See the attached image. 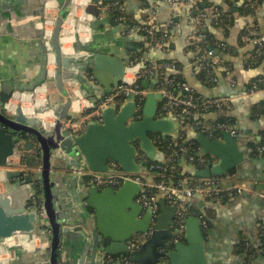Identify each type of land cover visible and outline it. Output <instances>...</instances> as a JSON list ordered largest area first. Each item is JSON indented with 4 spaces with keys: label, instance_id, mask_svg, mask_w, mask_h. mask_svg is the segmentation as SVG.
<instances>
[{
    "label": "water",
    "instance_id": "water-1",
    "mask_svg": "<svg viewBox=\"0 0 264 264\" xmlns=\"http://www.w3.org/2000/svg\"><path fill=\"white\" fill-rule=\"evenodd\" d=\"M47 1L39 0L41 12ZM55 1L60 6L57 15L35 21L36 39L6 38L13 45L30 44L37 50L34 61L18 69L0 52V264H120L122 258L136 264H209L198 215L189 214L179 231L176 206L160 197L153 220L150 209L136 203L141 187L133 182L123 181L118 188L86 185L91 175L80 170L105 175L109 162L153 183L138 155L164 164L166 155L153 135L172 138L179 123L173 116H156V102L162 97L147 89L140 119H135L137 102L130 96L120 105L104 107L100 122L88 121L80 133L68 137L63 125L79 119L80 102L94 107L100 96L123 81L128 66L126 58L100 51L92 39L88 18L99 16L109 0ZM6 5L0 0V26L14 28L19 21L13 15L3 16L10 11ZM78 7L81 16L75 19ZM116 26L123 31L121 24ZM52 63L61 103L38 110L21 106V99L14 104L15 93L33 94L51 79ZM94 90L98 93L88 95ZM46 115L53 119L50 124ZM220 136L194 135L199 156L209 157V162L202 169L188 164L187 174L197 179L219 177L241 164L240 141L229 132ZM53 160L65 162L67 175L51 173ZM37 198L42 217L34 202ZM134 238L142 240L137 248L128 245ZM107 257L113 261L108 263Z\"/></svg>",
    "mask_w": 264,
    "mask_h": 264
},
{
    "label": "crops",
    "instance_id": "crops-1",
    "mask_svg": "<svg viewBox=\"0 0 264 264\" xmlns=\"http://www.w3.org/2000/svg\"><path fill=\"white\" fill-rule=\"evenodd\" d=\"M9 6V10L3 16L13 15L19 21L14 28L0 26V39L3 47L0 52L9 57L18 69L24 68L28 62L36 58L37 50L30 44L13 45L6 38H15L19 41H31L37 38L38 27L35 21L41 16L53 17L59 12V2L55 0L47 1L45 9L41 12L39 0H3ZM124 2L127 13L136 19L138 24H142L147 18H151L162 32L166 31L167 38L159 46L149 48L145 46L143 33L135 30L125 33L119 32L116 23L108 13L102 12L97 17L88 18L92 24L93 40L98 42L100 51L109 55H120L126 58L125 62L128 70L123 76V80H130L135 69L129 65L132 52L138 45L143 50L141 57L152 62H163L172 64L174 69L168 70L167 74H180L186 84L191 86L194 92H198L202 99H228V105L222 110H213L200 119L203 122L215 121L220 116L230 118L234 126V137L239 143V149L243 152V161L231 174H225L227 180H222L219 184L221 189H226L232 185H243L245 192L225 196L219 201L193 195L186 200L190 214L202 215L208 221L205 231V245L209 264H264V258L260 256L251 257L245 253H239L242 244L248 243L258 246V234L264 230V158L252 155V146L261 139L264 133V98L260 96L246 97L245 91L257 77L264 78V52L262 56L256 57L258 65L248 64L246 60L251 59V47L242 38L244 32L250 26H256L264 34V0L255 9L247 8L246 16L240 11L244 0H121ZM80 3V1L78 0ZM90 3V0H82V3ZM89 2V3H88ZM104 2L103 4H105ZM85 5V4H83ZM213 6L224 13V18L232 20V26L228 33L217 25L212 24L210 19L202 22L201 32L212 35V42L215 46V55L221 59L233 73L235 80L231 84L225 77L222 69L216 68L213 73L215 81L208 82L209 87L202 84L196 77L198 71L195 56L189 51V46L195 32L194 18L197 13L205 10L208 6ZM77 8L75 19L81 16V10ZM42 14V15H41ZM93 25L94 28H93ZM49 28V27H48ZM134 46L127 48V43ZM27 48L28 53L23 49ZM221 50V51H220ZM27 55H24V54ZM51 79L36 89L33 94L15 93L13 103L26 105L27 109L32 106L34 110L56 107L61 103L62 96L55 85V65H49ZM147 89L156 88L154 79H146L144 83ZM98 91L88 94L94 96ZM148 91L145 93V95ZM142 107L144 104V98ZM21 96V97H20ZM103 96V95H102ZM100 96L99 98H101ZM98 98V99H99ZM30 102L28 105L26 102ZM86 102L82 100L79 108ZM162 105V99L156 102V116ZM164 117V116H162ZM47 123L53 119L45 117ZM193 130V129H190ZM188 130L185 134L188 138H194L193 131ZM177 135L172 138H177ZM259 158V159H257ZM259 160V161H258ZM52 174L67 175L66 164L63 160H53ZM188 164H183L184 170ZM34 168L29 169L32 171ZM152 178V177H151ZM152 180V179H150ZM147 183H150L147 181ZM62 186H66L63 184ZM22 254L20 258H22Z\"/></svg>",
    "mask_w": 264,
    "mask_h": 264
},
{
    "label": "built area",
    "instance_id": "built-area-1",
    "mask_svg": "<svg viewBox=\"0 0 264 264\" xmlns=\"http://www.w3.org/2000/svg\"><path fill=\"white\" fill-rule=\"evenodd\" d=\"M171 1V0H168ZM262 0H244V4L255 9ZM103 12L112 14L113 20L123 26V32L129 33L133 30L136 32L138 30L142 31L144 35L145 46L151 48L154 46H159L160 43L165 42L167 38L166 31H161L160 34L158 26L152 22L151 18H147L143 23L135 24L129 20V16L125 7L124 2L121 0H109L102 6ZM217 16V9L210 6L208 9L200 11L195 15L194 26L195 32L192 37V44L195 45L193 54L195 56V62L198 70H204L211 81H215L213 71L216 68L222 69L226 79L234 84L235 80L233 78V73L231 70L223 64L221 59L215 55V49L206 47L205 36L202 34V22L210 18L214 19ZM158 34V35H157ZM242 38L251 47L252 55L254 57L262 56L264 52V34L261 33L256 26H250L244 32ZM208 46V45H207ZM129 65L135 69V72L130 80H123L117 87L111 89V92L103 95L99 98L94 107L89 106L86 102L82 107L79 108V119L77 120H67L63 125L64 133L68 137H72L80 133L86 122L94 120L97 122L101 121V111L104 107L110 104L120 105L124 100L130 96H134L137 102L135 119H140L142 105L141 102L145 95L146 88H142L138 85V81L141 79H154L156 81L155 92L159 93L162 97V105L157 112V117L162 116H173L177 119L179 123V130L181 127L194 128L198 134H201L209 139H215L217 137V132H229L230 135L234 136L235 131L231 126L219 123L213 124L210 122H203L200 118L203 115H207L212 110H222L228 103V99H202L200 96H195L193 89L188 84H180V86L175 90L173 89V79L169 78L166 74L168 70H173L172 64L156 63L152 61H147L146 58L139 56V59H133L129 62ZM261 78L254 79L250 83L249 87L245 91L246 97L260 96L264 98V86L260 87ZM197 120L193 122L192 125L189 123L190 120ZM185 124V125H184ZM192 128V129H193ZM189 130V129H188ZM154 142L157 146L161 143L158 137L154 138ZM159 148V147H158ZM169 151L164 152L166 155V163L174 161L178 157H183L186 154V148L179 145L175 141L169 144ZM259 152L263 151L260 147ZM138 161H143L146 164L145 157L142 154L138 155ZM188 162H197L201 165H206L209 159L199 156L196 158L191 155L187 158ZM110 171L102 175L100 173H94L88 168L86 170H80L81 173L90 174L91 179L86 182V185H95L96 187H114L118 188L123 181L133 182L141 187V192L136 197V203L141 205L143 208H148L151 211L152 219L154 220L158 215V199L163 197L167 205H175V225L182 230L184 220L190 214L189 209L186 204V200L193 195H199L206 198H212L214 201H219L225 196H230L232 194L242 193L246 191L243 185H232L226 189H221L219 184L222 180H218L216 177H210L206 179H198L197 181L191 179H183L177 184H168L166 181L146 183L143 180V176L134 175L124 172L117 164L113 162L108 163ZM146 168L149 172L162 170L161 165L146 164ZM223 180H227V177ZM184 184H187L186 187ZM37 205V210L39 216L42 217V211L40 210V199L37 198L34 201ZM202 220L203 216H198ZM202 227L206 228L205 220H202ZM145 237V236H144ZM140 240V241H139ZM140 238H134L128 242L129 247H138L140 244ZM250 244L245 243L244 247H249ZM249 255L251 257H256L261 254L262 248L257 247ZM111 262V258H107ZM120 264H136L129 261L126 258L120 259Z\"/></svg>",
    "mask_w": 264,
    "mask_h": 264
},
{
    "label": "trees",
    "instance_id": "trees-1",
    "mask_svg": "<svg viewBox=\"0 0 264 264\" xmlns=\"http://www.w3.org/2000/svg\"><path fill=\"white\" fill-rule=\"evenodd\" d=\"M210 7V5L206 8L208 9ZM249 7H247L245 4L242 5V7L240 8L242 11V13L246 16V14L248 13V9ZM113 15H115V12H112V14H110V16L112 17V20H113ZM129 16V20L135 24H138L136 21V19L132 18V16ZM210 21L212 24H215L217 25V27L221 28L223 30L224 33H228L229 29L231 28L232 26V20L229 18V20H227L226 18H224V13L220 10V8L217 7V16L216 18L212 19L210 18ZM162 31V28L159 29V32L158 34H160V32ZM137 33H142V31L139 30V32ZM157 34V35H158ZM143 35H146V34H143ZM207 38H205V45L206 47H210L212 49H215V46L212 45L213 43L210 42L211 39H213V36L212 35H206ZM192 40H191V43H190V46L188 47L189 48V51L190 52H193L194 49H195V45L192 44ZM208 45V46H207ZM140 46L138 45L137 49L134 50L132 52V56H131V60L133 59H139V56H141L143 50H140ZM221 51V50H220ZM250 58H248L246 61L249 62L248 64H251V65H258L259 64V60L256 59V57H254L252 55V53L250 54ZM169 78L173 79V89H177L180 84H186L185 80L183 77H181L180 74H175V75H171V74H166ZM196 77L198 78V80L206 85V86H210L211 84H209L208 82V79L209 76L207 75V73L204 71V70H198L197 73H196ZM261 78V83H260V87H263L264 86V78L263 77H257V79ZM146 82V79H141L138 81V85L141 86L142 88H146L144 83ZM195 96H201L198 92H194ZM143 102V101H142ZM142 102H141V105H142ZM213 111V110H212ZM211 112V111H210ZM193 122H197V120H190L189 123L192 125ZM210 123H213V124H219V123H222V124H225V125H228V126H234V123L233 121L230 119V118H227L225 116H220L218 117L217 119H215V121H212ZM185 125V124H184ZM189 127H191L190 125H187ZM189 127H185L182 128L181 127V130L179 132V136L177 138H171V137H166V138H161L160 136H157V135H153V138L155 137H158V140L160 141V145L158 146L159 149L163 152H168L169 149H168V146L170 143H172L173 141H175L176 143H178L179 145L183 146L186 148V154L185 156L183 157H178L176 158L174 161L172 162H167L165 161L164 164H160L158 162H151L149 161L148 159H146V163L147 165L149 164H155V165H161L163 167L162 170H156V171H152V172H149L150 176H152V179L154 180V182H160V181H166L168 184H177L178 182H180L181 180L183 179H191V180H194V181H197L198 179L197 178H193L192 176H190L189 174H187L183 168V164L186 162L187 164H189L190 162H188L187 158L191 155H194L196 158L198 157V153H199V146L198 144L196 143L195 139L194 138H191L190 137L188 138V135L186 137V132L188 131V129H192V128H189ZM190 131H193L194 133L196 132L195 129L193 128V130H190ZM197 133V132H196ZM221 133L220 132H217V137H220ZM262 147L263 148V151L262 152H259V148ZM252 155H255L256 157H259L257 159L263 161V158H264V133L261 134V139H259L255 145L252 146ZM204 158L206 159H209V157L207 156H203ZM258 160V161H259ZM196 169H202L204 167V165H201L197 162H193L191 163ZM231 174V173H229ZM224 176H219V177H216L218 180H223ZM212 200V198H209ZM225 200V198L223 199ZM205 218V217H204ZM206 223H208V221L205 219ZM258 240H259V244L257 247H261L262 248V252L260 255V257L264 258V230L259 232L258 234ZM250 249L247 248V247H243L241 248V250H239L238 252L239 253H245L246 255H250L252 252L251 251H254L255 250V246H253L252 244L249 245Z\"/></svg>",
    "mask_w": 264,
    "mask_h": 264
},
{
    "label": "flooded vegetation",
    "instance_id": "flooded-vegetation-1",
    "mask_svg": "<svg viewBox=\"0 0 264 264\" xmlns=\"http://www.w3.org/2000/svg\"><path fill=\"white\" fill-rule=\"evenodd\" d=\"M221 133V132H220ZM217 135V134H216ZM221 137V136H220ZM220 137H218V138H215V139H219ZM145 161H146V159H145ZM147 164V163H146ZM189 164H191V163H189ZM224 176V175H223ZM225 177V176H224ZM223 177V178H224ZM144 180V179H143ZM145 181V180H144ZM146 182V181H145ZM147 183V182H146ZM198 216H202V215H199V214H197ZM203 219L202 220H205L206 218H204V216L202 217ZM201 220V221H202ZM205 223H206V221H205ZM206 228H207V223H206ZM206 228H204V230H206ZM205 232V231H204ZM140 241V240H139ZM142 241V240H141ZM245 246V242H244V244H242V246L240 247V249L239 250H241V248H243ZM256 247V246H255ZM108 258V257H107ZM109 258H111V257H109ZM106 261L108 262V263H110L109 261H108V259H106ZM111 262L113 261V259L111 258V260H110Z\"/></svg>",
    "mask_w": 264,
    "mask_h": 264
},
{
    "label": "bare ground",
    "instance_id": "bare-ground-1",
    "mask_svg": "<svg viewBox=\"0 0 264 264\" xmlns=\"http://www.w3.org/2000/svg\"><path fill=\"white\" fill-rule=\"evenodd\" d=\"M69 41H70V38H69V37L64 39V43H65V44H67ZM46 116H47V115H46ZM46 116H44V118H45Z\"/></svg>",
    "mask_w": 264,
    "mask_h": 264
}]
</instances>
